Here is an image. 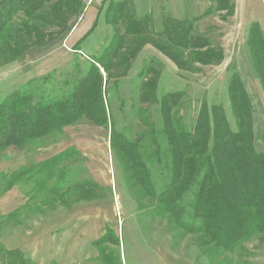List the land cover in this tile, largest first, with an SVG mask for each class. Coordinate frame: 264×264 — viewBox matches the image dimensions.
I'll list each match as a JSON object with an SVG mask.
<instances>
[{
    "label": "trees",
    "instance_id": "trees-1",
    "mask_svg": "<svg viewBox=\"0 0 264 264\" xmlns=\"http://www.w3.org/2000/svg\"><path fill=\"white\" fill-rule=\"evenodd\" d=\"M223 7L216 4L218 10ZM84 9V0H0V67L25 58L29 48L53 42L74 28ZM98 10L97 16L103 12L113 35L99 54L89 56L83 75L62 81L59 94H37L28 87L34 82L30 79L2 98L0 152L8 147L42 146L64 127L89 121L108 131L110 150L139 208L146 206L143 200L149 201L151 214L167 221L175 241L192 235L201 254L219 264H229L230 254L245 250L244 244L250 241L264 243V151L255 147L254 105L236 69L230 73L226 89L234 125L225 106L204 99L195 118L187 121L178 110L185 93L160 92V72L150 64L137 74L141 80L139 101L146 104L136 111L138 131L130 137L116 128L107 106L110 80L125 77L146 44L178 69L190 72L223 62L224 49L197 30L196 17H163L162 28L157 30L151 15L139 16L131 0H105ZM96 23L97 19L73 49L79 50ZM248 34L250 59L264 92L260 24L252 23ZM44 78L48 77L41 80ZM150 107L156 108L155 114ZM75 154L78 150L69 148L32 166L0 172V196L16 186L27 187L23 189L26 202L10 214L0 215V223L24 211L43 212L42 208L53 209L58 203L70 208L102 198L105 188L92 178L76 182L71 189L62 186L60 165ZM94 242L102 264H123L120 252L114 250L121 240L112 227L106 225ZM0 254L5 264H30L20 251L4 249L1 243Z\"/></svg>",
    "mask_w": 264,
    "mask_h": 264
},
{
    "label": "rangeland",
    "instance_id": "rangeland-1",
    "mask_svg": "<svg viewBox=\"0 0 264 264\" xmlns=\"http://www.w3.org/2000/svg\"><path fill=\"white\" fill-rule=\"evenodd\" d=\"M139 1L147 4V0ZM88 2L89 0H84V14L74 22L77 27L65 31L53 42L29 48L25 58L0 67V101L23 88L30 79L34 82L28 87L37 94L45 95L49 92L59 94L62 81L73 80L87 71L89 56L99 54L113 35L111 25L105 24L103 20V12L97 16L99 6L104 4L105 0ZM161 14L159 13V17L156 16L153 22L157 30L162 28ZM95 19L97 27L94 32L80 44L79 50L73 49L76 48L75 44L80 36H83L85 29ZM196 26L202 35L210 38L212 44L224 49L223 62L200 66V70L196 72L183 71L152 45H144L131 61L128 74L110 80L106 88L107 106L116 128L130 137L140 128L136 111L146 104L143 105L139 101L141 80L137 74L143 70L145 64L159 70L160 92L179 90L185 93L183 104L178 110L187 121L195 118L200 102L204 99L208 104L220 103L225 106L228 118L234 125L227 103L226 89L229 75L236 69L254 105V133L258 138L255 147L258 151H264V138H260L261 134H264V92L258 76L254 73L253 62L246 47L248 25L242 21L237 24L231 19H227L226 22L213 18L210 21H198ZM260 27L263 34L264 25L260 24ZM45 75L48 78L41 80ZM150 109L153 114L156 113V108ZM108 135L105 128L81 120L73 126L64 127L60 133L49 136L42 146L24 149L8 147L0 152V172H5L12 171L20 165L32 166L65 149H77L78 154L69 157L60 165L63 169L60 181L62 186L69 187L83 179L92 178L105 188L102 198L74 204L70 210L58 203L55 209L44 208L41 214L36 211L22 212L16 218L18 224H15L14 220L0 223V243L4 249H8L5 240L8 233L18 232L21 228L29 229L38 223L47 227L45 234L51 237L59 238L75 232L73 237H77L80 242L78 260L82 264H102L94 240L99 238L104 233L106 225H109L120 237L119 249L114 250L120 252L122 262L125 264H219L218 260L210 261L201 254L192 235L175 241L168 229L167 221L151 214L149 201L143 200L142 203L146 206L139 208V202L129 193L123 179L119 161L110 150ZM155 175L157 179V174ZM14 188L19 190L14 192L16 195H11L12 203L16 206L27 200L23 196V189L27 187L19 185ZM7 195L8 193H5L0 196L1 206L5 204ZM1 212L3 213V209ZM59 225L64 227L60 230L57 228ZM107 244L113 247L111 243ZM244 247L245 250L230 254L229 264H264V243L259 244L257 240H253L244 244ZM56 251L54 248L52 255ZM23 255L30 260V255ZM3 259L0 254V264L6 263L2 261ZM30 261L29 263L33 264ZM50 264L55 262L51 261Z\"/></svg>",
    "mask_w": 264,
    "mask_h": 264
},
{
    "label": "crops",
    "instance_id": "crops-1",
    "mask_svg": "<svg viewBox=\"0 0 264 264\" xmlns=\"http://www.w3.org/2000/svg\"><path fill=\"white\" fill-rule=\"evenodd\" d=\"M131 2L139 16L149 14L152 17L153 22L156 16H158L159 13H162L160 16L172 17L178 20L196 17L198 18V21L201 22L203 20L210 21L213 18L226 22L227 19H231L236 21L237 24H240L242 21L248 25L247 31L249 30V26L256 21H258L261 26L264 25V0H147L146 5L139 0H131ZM217 3H222L225 7L218 10V8H216ZM228 8H230L229 12H227ZM208 10L210 12L206 13ZM163 17L161 18V21ZM92 23L90 24L91 26ZM90 25L88 27L86 26L87 28L85 29V32L90 28ZM248 36L249 34L247 32V38ZM55 154L56 153L53 155ZM51 156H48L47 158ZM44 160L47 159L40 160V162ZM14 192H19V190L17 188H12L7 191L6 193H8V195L5 198V204L3 206L0 205V213L3 215L5 214V216L12 213L19 208L20 205H23L26 202V200H24V202L14 206L11 198V195H16ZM2 209L3 213L1 212ZM66 209L70 210L71 207ZM42 211L44 212V208H42ZM43 212L36 211L38 214ZM20 214L17 215L16 218L19 217ZM16 218L6 220V222L14 220L15 224H18L19 221L16 220ZM63 227L64 225L57 226L60 230ZM51 228H53V226L50 227V229ZM45 230H48L47 227L35 223L34 227L29 229L21 228L18 232L13 231L12 234L8 233L5 239L7 240L6 244L8 249L18 250L25 255H30L29 258L33 264H50L51 261H54L55 264H82L81 261L78 260L80 258L78 255L80 253L78 251L80 242L77 237H73L75 232H70L67 233L66 236L57 238L55 236L51 237L47 233L45 234ZM54 248H56L57 251L52 255L51 252Z\"/></svg>",
    "mask_w": 264,
    "mask_h": 264
},
{
    "label": "built area",
    "instance_id": "built-area-1",
    "mask_svg": "<svg viewBox=\"0 0 264 264\" xmlns=\"http://www.w3.org/2000/svg\"><path fill=\"white\" fill-rule=\"evenodd\" d=\"M93 0H89V2L88 3H91Z\"/></svg>",
    "mask_w": 264,
    "mask_h": 264
}]
</instances>
